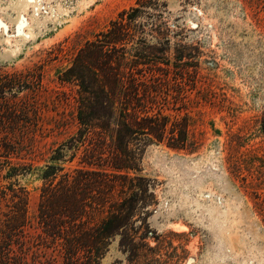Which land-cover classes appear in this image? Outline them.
I'll use <instances>...</instances> for the list:
<instances>
[{
  "label": "rangeland",
  "instance_id": "rangeland-1",
  "mask_svg": "<svg viewBox=\"0 0 264 264\" xmlns=\"http://www.w3.org/2000/svg\"><path fill=\"white\" fill-rule=\"evenodd\" d=\"M161 1L0 0V239L24 264H65L38 206L80 171L118 201L96 264H264V0Z\"/></svg>",
  "mask_w": 264,
  "mask_h": 264
},
{
  "label": "trees",
  "instance_id": "trees-1",
  "mask_svg": "<svg viewBox=\"0 0 264 264\" xmlns=\"http://www.w3.org/2000/svg\"><path fill=\"white\" fill-rule=\"evenodd\" d=\"M160 1L136 0V6L129 10L130 12L136 11L139 7L158 10L156 7L161 4ZM123 14L119 16L122 21L112 22L106 32L99 34L94 42L86 45L88 48L95 46V62L92 66L100 71H104L105 66L108 67L104 64V57L100 54L102 53V50H99L100 46L109 45L114 48L115 44L123 41V38L113 35L117 33L112 31L113 28L119 25L121 28L123 27L121 35L124 33L130 35L127 29L135 20V16L128 13L126 18H123ZM101 36L104 39L100 38ZM109 66L112 67L110 64ZM113 74L115 78H120L118 69ZM134 117L137 128H140L138 125L144 126L141 128L146 130L144 132L148 131L149 134L157 135L160 131L156 117L140 116L137 112H134ZM163 126L165 127V123ZM163 126L161 129L164 128ZM168 145L176 149H186L184 140ZM110 165L119 168L115 162ZM86 173L80 171L77 176L71 179L72 181L70 180V183L66 179L64 183L54 186L52 190L43 194L38 206L37 223L43 233L42 239L45 242L50 241L62 245L66 254L65 264H96V258L102 253L105 243L118 227L116 223L119 215L116 211L118 210V201L114 195L113 184L98 178L91 181L89 185V180L85 178ZM90 174L97 177L104 175L98 171H93ZM117 177L126 179L127 175L119 174ZM101 182L106 186L105 191H102V188L98 186ZM90 186L96 187L94 202L87 200ZM104 212L105 215L100 217L99 215ZM7 229V232H2L3 237L0 239V264H24L21 256L11 255L9 252L14 231L18 228L7 226ZM80 252L84 256L82 260L77 257Z\"/></svg>",
  "mask_w": 264,
  "mask_h": 264
},
{
  "label": "bare ground",
  "instance_id": "bare-ground-1",
  "mask_svg": "<svg viewBox=\"0 0 264 264\" xmlns=\"http://www.w3.org/2000/svg\"><path fill=\"white\" fill-rule=\"evenodd\" d=\"M178 225V224H177Z\"/></svg>",
  "mask_w": 264,
  "mask_h": 264
}]
</instances>
